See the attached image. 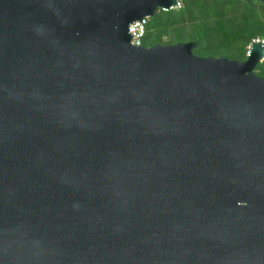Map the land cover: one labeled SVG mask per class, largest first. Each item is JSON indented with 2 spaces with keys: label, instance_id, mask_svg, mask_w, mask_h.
<instances>
[{
  "label": "water",
  "instance_id": "water-1",
  "mask_svg": "<svg viewBox=\"0 0 264 264\" xmlns=\"http://www.w3.org/2000/svg\"><path fill=\"white\" fill-rule=\"evenodd\" d=\"M175 5L0 0V264H264V42L131 44Z\"/></svg>",
  "mask_w": 264,
  "mask_h": 264
},
{
  "label": "trees",
  "instance_id": "trees-1",
  "mask_svg": "<svg viewBox=\"0 0 264 264\" xmlns=\"http://www.w3.org/2000/svg\"><path fill=\"white\" fill-rule=\"evenodd\" d=\"M257 38L264 39V2L183 0L180 9L158 10L149 18L144 45L196 41L194 53L199 56L245 60ZM259 70L264 76V62Z\"/></svg>",
  "mask_w": 264,
  "mask_h": 264
},
{
  "label": "built area",
  "instance_id": "built-area-1",
  "mask_svg": "<svg viewBox=\"0 0 264 264\" xmlns=\"http://www.w3.org/2000/svg\"><path fill=\"white\" fill-rule=\"evenodd\" d=\"M182 5H183V0H177V5L173 6V8H171V9H180L182 7ZM171 9L163 8L160 10L168 11ZM148 21H149V17H145L141 21L137 20V21L132 22L129 25V33L131 35V44L132 45H139V46L144 45V38L147 34ZM253 41H263L264 42V39L257 38V39H254ZM250 46H251V44L248 47L247 54H249Z\"/></svg>",
  "mask_w": 264,
  "mask_h": 264
},
{
  "label": "rangeland",
  "instance_id": "rangeland-1",
  "mask_svg": "<svg viewBox=\"0 0 264 264\" xmlns=\"http://www.w3.org/2000/svg\"><path fill=\"white\" fill-rule=\"evenodd\" d=\"M168 36L164 37V40H167ZM237 60V59H236ZM256 73H258L259 75H263V72L259 70V68L256 70Z\"/></svg>",
  "mask_w": 264,
  "mask_h": 264
}]
</instances>
